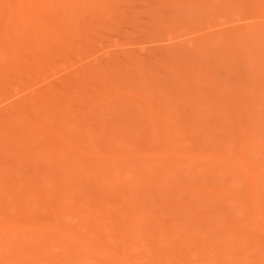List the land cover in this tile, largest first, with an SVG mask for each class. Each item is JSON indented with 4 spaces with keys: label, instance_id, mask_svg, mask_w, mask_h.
I'll list each match as a JSON object with an SVG mask.
<instances>
[{
    "label": "rangeland",
    "instance_id": "374dc122",
    "mask_svg": "<svg viewBox=\"0 0 264 264\" xmlns=\"http://www.w3.org/2000/svg\"><path fill=\"white\" fill-rule=\"evenodd\" d=\"M15 7L0 0V198L44 231L0 264H122L63 230L126 264H264V0Z\"/></svg>",
    "mask_w": 264,
    "mask_h": 264
},
{
    "label": "bare ground",
    "instance_id": "6f19581e",
    "mask_svg": "<svg viewBox=\"0 0 264 264\" xmlns=\"http://www.w3.org/2000/svg\"><path fill=\"white\" fill-rule=\"evenodd\" d=\"M17 1H19V0H1V2L3 3V5L7 8V10L9 11L8 13H9V18H8V21H10L13 17H14V8H16L15 6H16V3H17ZM236 31V30H235ZM225 32H227V31H225ZM217 33H215V35H216ZM218 35V34H217ZM11 39V38H10ZM10 39L7 37V40H8V44H7V46H8V48L9 49H11L12 50V45H10ZM229 46V45H228ZM7 48V49H8ZM10 51V50H9ZM228 53V52H227ZM227 55V54H226ZM96 66H98V65H96ZM102 66H100V68H101ZM103 68V67H102ZM84 69V68H83ZM89 69H92V68H89ZM95 69V68H94ZM82 70V69H81ZM80 70V71H81ZM85 70V69H84ZM88 70V69H87ZM97 70V69H96ZM94 71V72H99V71ZM86 71V70H85ZM81 71V72H78L77 73V77L79 78V80H81V81H84V78H85V74H87V73H90V70L89 71ZM187 73V72H186ZM192 74V73H191ZM143 77V76H142ZM186 77H189V76H187L186 75ZM145 79V78H144ZM145 80H147V79H145ZM149 82V81H148ZM191 82V81H190ZM190 84H192V82L190 83ZM149 85H150V83H149ZM149 87H151V86H149ZM196 88V87H195ZM16 96V95H15ZM29 96H30V98H29ZM28 96V98H25V99H27V100H25L26 102L27 101H32L33 100V98H32V96L31 95H29ZM9 99V98H8ZM28 99H30V100H28ZM8 101V100H7ZM25 101H23V102H25ZM22 102V101H21ZM22 104V103H21ZM19 106V110H21L20 108H22L21 106H20V103L18 104ZM25 105V104H24ZM16 107V105L14 104L13 105V107L12 108H9V109H11V110H13L14 109V113L17 111V113H15V114H12V112L11 113H9L10 112V110L8 109L7 110V112L10 114V116H20V114L22 115V112H25V111H20L21 113H19V111L18 110H16L15 111V107ZM25 108V107H24ZM23 109V108H22ZM23 110H25V109H23ZM18 114V115H17ZM26 121H29V120H27L26 119ZM25 125H26V123H24ZM24 125V126H25ZM21 126V125H20ZM32 127H34V125L32 126ZM29 128V129H34L35 131H39V128L37 127V126H35L34 128ZM19 128H22V127H19ZM27 128V127H26ZM36 128V129H35ZM18 129V128H17ZM24 129V128H23ZM38 129V130H37ZM19 130V129H18ZM20 131V130H19ZM16 133V132H15ZM15 135V134H14ZM13 135V136H14ZM8 138V137H7ZM6 138V139H7ZM65 144V143H64ZM65 147H70V146H65ZM72 149V151L74 150V151H76V152H72V153H76L78 156H79V153H80V155L82 154V156H83V151H80V150H76V148H74V147H71ZM79 152V153H78ZM85 155H87V154H85ZM88 156V155H87ZM91 156V155H90ZM89 156V158H91ZM93 157H95V156H93ZM106 157V156H105ZM96 158H97V156H96ZM98 159V158H97ZM94 160V159H93ZM96 160V159H95ZM169 176V175H168ZM1 180V179H0ZM12 185V184H11ZM10 185V186H11ZM7 186V185H6ZM4 187V186H3ZM16 187V189H17V184L14 182L13 183V185L11 186V188L13 189L12 191H14L13 193H15L14 195H16L17 197H18V191L16 192L15 191V189L14 188ZM5 188V187H4ZM14 195L12 194V199L14 200L16 197H14ZM2 197V196H1ZM14 197V198H13ZM17 199V198H16ZM15 199V200H16ZM3 201V199L2 198H0V213H1V215H2V217H0V244L2 245V246H4V245H6V247H9V248H15L16 246V249L19 247L18 246V244L19 245H27V244H24V243H26V241L27 240H23V239H20L18 236H17V233L18 232H20V231H27V230H31V231H34V232H37V233H40V232H43L44 231V229H43V227L41 226V225H39V224H36V223H32V224H25V223H23V224H17V223H13L12 222V220H10L9 218L10 217H8L9 216V214H8V208H7V206L5 205V203H3L2 202ZM20 202V201H19ZM3 203V204H2ZM16 203H18L17 202V200H16ZM5 206V207H4ZM17 207V210L18 211H21L22 213H23V209H21L20 207H19V205L17 204L16 205ZM7 209V210H6ZM5 210V211H4ZM60 237H61V239H63V242L65 243V244H67V245H70V244H74V245H76L77 246V248L80 250V251H84V252H89V253H92V254H95L96 256H99V257H102V258H109V259H111V260H113V261H115V262H121L122 264H126L127 263V260H126V258L123 256V255H115V254H110L108 251H106V250H103V249H96V248H89V247H86L85 246V242L86 241H84L83 239H76V238H74V236H72L71 234H69L68 232H66V231H61V233H59L58 234ZM96 238L98 239V237L96 236ZM123 238H124V236H122V239H121V245H122V241H123ZM96 240V239H95ZM24 241V242H23ZM31 241V242H30ZM29 242L30 243H28L29 245H31V248L32 249H34V251L33 252H29V253H27L28 254V256H30L34 261H39V262H41L40 261V257H41V255H42V253H43V250H45V248L47 247V236H41V235H38L37 237H35L34 239H32V240H30ZM11 244V245H9V244ZM18 243V244H17ZM5 247V246H4ZM121 248H122V246H121Z\"/></svg>",
    "mask_w": 264,
    "mask_h": 264
}]
</instances>
